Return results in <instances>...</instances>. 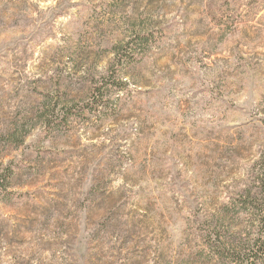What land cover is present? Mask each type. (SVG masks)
Listing matches in <instances>:
<instances>
[{
    "label": "rangeland",
    "instance_id": "374dc122",
    "mask_svg": "<svg viewBox=\"0 0 264 264\" xmlns=\"http://www.w3.org/2000/svg\"><path fill=\"white\" fill-rule=\"evenodd\" d=\"M263 166L264 0H0V264H235Z\"/></svg>",
    "mask_w": 264,
    "mask_h": 264
},
{
    "label": "trees",
    "instance_id": "16d2710c",
    "mask_svg": "<svg viewBox=\"0 0 264 264\" xmlns=\"http://www.w3.org/2000/svg\"><path fill=\"white\" fill-rule=\"evenodd\" d=\"M131 32L133 33L135 30L132 29ZM144 39L148 41L147 38ZM137 42L138 40L130 35L125 39L116 40L111 43L109 51L113 54V61L116 62L117 65H121V63L130 65L135 57L133 45ZM93 94L98 95V97H93L92 100H98L97 98L101 97L99 94H102L101 87L100 90H94L92 96ZM10 175L11 170L8 171L6 176L8 177ZM6 176L4 178H6ZM261 176V181L257 188L253 190L245 188L241 197L238 199L240 204L244 205L245 210L248 208L250 209L252 217L251 233L249 231L250 234L247 239L246 248H239L236 252L234 245L231 244L230 241L220 240V230L213 228V226L205 230L203 243L216 257H222L226 253H233L235 251L238 255V258L234 260L235 264H262L264 262V166Z\"/></svg>",
    "mask_w": 264,
    "mask_h": 264
}]
</instances>
